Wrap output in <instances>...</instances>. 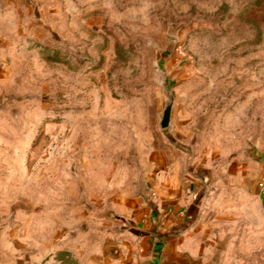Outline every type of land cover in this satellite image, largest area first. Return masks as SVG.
<instances>
[{"label":"rangeland","instance_id":"374dc122","mask_svg":"<svg viewBox=\"0 0 264 264\" xmlns=\"http://www.w3.org/2000/svg\"><path fill=\"white\" fill-rule=\"evenodd\" d=\"M40 9L39 32L21 41L0 88L10 146L3 254H16L7 235L47 239L55 224L58 235L68 225L94 236L97 197L113 194L117 174L137 178L149 138L160 143L167 91L173 112L202 133L230 121L250 134L264 127V0H46ZM126 159L138 166H119ZM246 243L236 264H264V245L251 234Z\"/></svg>","mask_w":264,"mask_h":264},{"label":"crops","instance_id":"0c3cea01","mask_svg":"<svg viewBox=\"0 0 264 264\" xmlns=\"http://www.w3.org/2000/svg\"><path fill=\"white\" fill-rule=\"evenodd\" d=\"M44 2L0 0V88L8 86L21 41L39 32ZM159 139L149 138L137 178L117 174L113 194L97 197L94 236L75 237L68 225L58 235L56 224L47 239L9 234L6 244L16 254L0 250V264H236L249 234L264 245V127L250 134L230 121L208 135L180 111ZM9 151L0 124V167L9 165ZM216 247L222 249L211 256Z\"/></svg>","mask_w":264,"mask_h":264},{"label":"water","instance_id":"95a60500","mask_svg":"<svg viewBox=\"0 0 264 264\" xmlns=\"http://www.w3.org/2000/svg\"><path fill=\"white\" fill-rule=\"evenodd\" d=\"M167 101L165 102L162 112L159 114V126L161 129H166L171 126L174 95L171 92L166 93ZM211 264H218L217 260H214Z\"/></svg>","mask_w":264,"mask_h":264},{"label":"built area","instance_id":"2783aa9c","mask_svg":"<svg viewBox=\"0 0 264 264\" xmlns=\"http://www.w3.org/2000/svg\"><path fill=\"white\" fill-rule=\"evenodd\" d=\"M261 186H264V182H263V183H261Z\"/></svg>","mask_w":264,"mask_h":264}]
</instances>
